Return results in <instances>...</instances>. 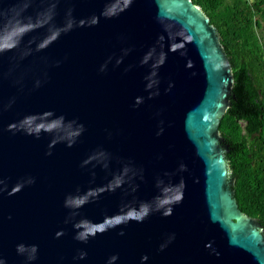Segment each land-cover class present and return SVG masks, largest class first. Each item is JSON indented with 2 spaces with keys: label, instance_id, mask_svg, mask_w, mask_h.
<instances>
[{
  "label": "water",
  "instance_id": "95a60500",
  "mask_svg": "<svg viewBox=\"0 0 264 264\" xmlns=\"http://www.w3.org/2000/svg\"><path fill=\"white\" fill-rule=\"evenodd\" d=\"M233 84L191 0H0V264H264Z\"/></svg>",
  "mask_w": 264,
  "mask_h": 264
},
{
  "label": "trees",
  "instance_id": "16d2710c",
  "mask_svg": "<svg viewBox=\"0 0 264 264\" xmlns=\"http://www.w3.org/2000/svg\"><path fill=\"white\" fill-rule=\"evenodd\" d=\"M210 19L232 65L220 136L240 210L264 231V0H191Z\"/></svg>",
  "mask_w": 264,
  "mask_h": 264
},
{
  "label": "rangeland",
  "instance_id": "374dc122",
  "mask_svg": "<svg viewBox=\"0 0 264 264\" xmlns=\"http://www.w3.org/2000/svg\"><path fill=\"white\" fill-rule=\"evenodd\" d=\"M258 33H259V34L263 37V39H264V29L259 30Z\"/></svg>",
  "mask_w": 264,
  "mask_h": 264
}]
</instances>
